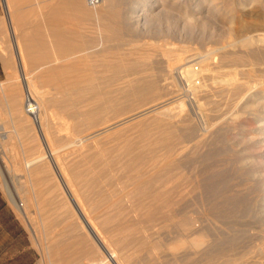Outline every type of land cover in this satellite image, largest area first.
<instances>
[{
    "label": "bare ground",
    "instance_id": "obj_1",
    "mask_svg": "<svg viewBox=\"0 0 264 264\" xmlns=\"http://www.w3.org/2000/svg\"><path fill=\"white\" fill-rule=\"evenodd\" d=\"M4 3L9 71L0 120L12 127L15 152L2 156L0 136V163L10 176L24 173L21 201L37 208L27 216L46 264H90L109 254L117 264H264V0ZM166 22L176 28L160 27ZM201 29L218 46L176 45ZM151 32L179 41L139 44ZM215 95L227 97V116ZM109 150L118 154L104 159ZM113 167L132 186L124 200L102 196L100 181L117 174ZM135 195L151 196L150 215L109 214ZM148 202L125 210L144 211ZM157 220L166 222L164 243L146 233Z\"/></svg>",
    "mask_w": 264,
    "mask_h": 264
},
{
    "label": "rangeland",
    "instance_id": "obj_2",
    "mask_svg": "<svg viewBox=\"0 0 264 264\" xmlns=\"http://www.w3.org/2000/svg\"><path fill=\"white\" fill-rule=\"evenodd\" d=\"M237 14H239V13H237ZM241 14H242V12L240 11L239 15H241ZM7 23H9V16H8V13H7V10H6V7H5L4 0H0V29H4L5 30V28H7ZM167 25H168V27L171 26V28H173V27H174V29L176 28L174 23H167V22L164 23V25H162V26L160 25V27L168 28ZM174 29H172V30H174ZM154 30H156V29H154ZM208 31H210V30L208 29V30L203 32L202 29H201V31H199V30L195 31V33L197 32L196 34L194 33V31H192L193 33L192 32L189 33L190 35L188 34V35H186V37L183 36L184 40L182 39L183 40L182 42L179 41V39H178V41H179L178 42L176 38H173V36H171L172 38L171 37H163L162 35L158 36V35H155L153 32H151L148 36H143L142 40L139 41L140 43L139 42L138 43L142 45V44H144L145 41H149V42H159V43L161 42V44H164V42L166 43V41H167L166 39L168 38L169 40L171 39V41L174 40L173 42H175V41L178 42V43L175 42L176 45L181 43L182 45L189 46L190 48H194V50H196V52H203V51H206L208 48H213V47L218 46V43H219L218 39L215 38V37H211L209 35L210 32H208ZM87 33H88V31H87ZM206 35L210 36L212 39L210 37L206 36ZM87 37L89 39L93 38L92 36H90V34H88ZM198 37H200V38H198ZM207 37L209 38V40H207L208 39ZM162 38H164V39H162ZM161 40H163L164 42L161 41ZM189 41H192V42H189ZM183 42H184V44H183ZM185 42L186 43L189 42L188 43L189 45L186 44ZM208 42H211L212 45H210ZM14 43H15V40H14L13 35H12V40H10L9 43H8L11 46L12 50L14 49ZM117 44H119V43H117ZM194 44H197L198 46H200V48L197 45H194ZM207 44H209V45H207ZM0 45H1L0 46V83H1V82H4V81L7 80L9 69L6 67V65L4 63V59H3V56H2V52H1L2 51V47H4L2 45H5V43L1 44V42H0ZM128 46L132 47L133 45L132 44H125V45H122V48L127 49ZM170 47H172V45H170ZM27 67H28L27 70L31 72L32 66L30 65V63L28 64ZM225 68H228V67H225ZM95 70L96 71L97 70L98 71H103L104 68L97 67ZM103 74L104 73L101 74V78L102 79H106L107 74L104 75L105 78H104ZM183 84H184V93L186 95H190L191 94V90L186 87L185 83H183ZM101 87L106 88V86L104 84H102ZM27 93H29V92H27V90H26V95H27ZM217 96H218V98H217ZM219 96H221V95H215L214 99H216V98L220 99V102L224 98L227 99V97L221 96L223 98H221V97L219 98ZM207 99L208 98H205L206 101H207ZM225 99H224V103H222L223 101L221 102L222 103L221 107L223 106L222 108H224V110L222 109L223 112H221V113L223 115L227 116L229 114L230 107H229V105H227V103H226L227 100H225ZM32 103H35V102L33 101ZM25 105L24 106H25L26 112L28 114L31 113L30 117L32 116V121H34V124L36 125L37 129L39 130L40 129V123H39V119H38L39 118L38 112L32 113L31 111H29V108H28L29 107V100H27V99H26ZM0 113H1V111H0ZM213 114L215 116L216 113H213ZM163 119H164V115H163ZM55 121H56V119H55ZM0 123H1L0 124V132H1L0 136L2 137L1 138V142H2L1 143V145H2L1 149H2V152H3L2 156H4L7 160H12L14 158V155L12 153L15 152L12 149L15 150V147L13 146V144L9 145V143L11 144V142H10V138L7 137V135L11 134L12 127L9 128L8 126H6L4 124V121H1ZM1 127H4V128H1ZM3 136H4V138H3ZM113 138H112V140H113ZM4 139H5V141H4ZM112 140L108 141V143L104 144V146H105V148H107V150L110 147L113 148L115 146L116 142H117L115 140H113V141ZM4 150H6V152ZM98 151H99V149H96V148H93V150H92L93 153H97ZM109 152H111V150H109L108 153ZM112 154L113 155H117L118 153H116V151H112L104 159H108L110 157V155L112 156ZM10 167H12V163L11 162H10ZM113 168L116 169L115 171L117 172V174H115L114 176L106 178V180L108 179V181L103 180V182H105V183L100 181L102 184L101 185L99 184V186H101V189L103 188L102 189V191H103L102 192V196L109 197V195L111 193H118V196H116V197L114 196L113 199L114 200H116V199L117 200L118 199H123L124 200L125 199L123 197L124 193L127 191L128 188H131L132 186L126 187V184H128V183L119 181V177H117L118 173H121V174L123 173V170H122V172H120L121 167H113ZM113 168H112V170H113ZM115 171H113V173H116ZM16 175H17V177H16ZM23 180H24V173L23 172H21V174L19 172H16V173H14V176H10V174L7 172V170H4V168L2 167V165L0 163V264H46V261H45L46 259H45V257H43L44 256V252H43L42 247L40 245V241L38 240V238L36 237L34 231L32 230L30 219L28 218V216L31 217V216H36L37 215V212H36L37 208L35 206H32L30 209H25V207L22 205V201L26 200V195H25L24 188L21 187ZM109 180H110L111 185L109 184ZM111 181L113 182L114 185L112 184ZM14 185H15V187H14ZM97 185H98V183H97ZM103 185L105 186V188L102 187ZM106 190H108V191H106ZM117 190H119V191H117ZM135 196H133V197L129 196V197H126V199L133 201V203H135L136 200H139L141 198L145 199L146 202L149 201L148 203L144 204V209H145L144 211L143 210L142 211H137V212L126 211L125 209H127L128 207L130 208V207L134 206V204L132 202H129L130 204L121 203L123 206H120L122 208L119 210V212L118 211H112L109 214L110 215L112 214L113 216H119L121 218L122 217H141V216L150 215V214H148L149 211H147V209L152 207L151 200H150L151 198H148V197H151V196H148V197L146 196L147 199H146L145 195H135ZM108 205H109V202L104 204L102 209L107 208ZM19 207H21V208H19ZM145 211H147V212H145ZM98 214H100V213H98V212H94L93 213V215H98ZM101 214H105V213L103 212ZM166 214H167L166 212H162V213L160 212V213H157V216H159V217L164 216L165 217ZM155 222L159 226H156L154 224V222H152V225L150 224V227L148 228L149 230L146 229V233L147 234L150 233L149 234L150 237H154L155 236V238L161 239L162 242L163 241L164 242L167 241V234L168 233L165 230L167 228V226H166V224L165 225L163 224V223H166V222L163 221V220H157ZM28 223H29V225H27ZM159 223L162 224V225L160 226ZM153 224L157 228L155 226H153ZM159 227H161V228H159ZM163 227H165V229ZM61 228L62 227L56 228V230H54L53 235L55 234V236H56V237L54 236L55 238L59 237V231L61 230ZM151 229H153V230H151ZM154 230L155 231L156 230L157 231L160 230V231H158V232L156 231L158 234L155 233L156 234L155 235L154 234V232H155ZM159 236H161V237H159ZM162 250H164V247H163ZM161 252L164 253L163 251H161ZM147 264H152V263L149 262ZM161 264H167V261L165 259H163Z\"/></svg>",
    "mask_w": 264,
    "mask_h": 264
},
{
    "label": "built area",
    "instance_id": "obj_3",
    "mask_svg": "<svg viewBox=\"0 0 264 264\" xmlns=\"http://www.w3.org/2000/svg\"><path fill=\"white\" fill-rule=\"evenodd\" d=\"M31 106H30V104H29V107L28 108H30ZM29 111H30V109H29ZM32 112V111H31ZM32 113H34V112H32ZM90 264H117V261H116V259L114 258V256H112V255H108L107 257H106V259L105 260H103V261H100V262H92V263H90Z\"/></svg>",
    "mask_w": 264,
    "mask_h": 264
}]
</instances>
